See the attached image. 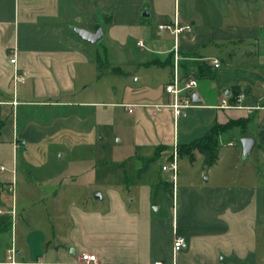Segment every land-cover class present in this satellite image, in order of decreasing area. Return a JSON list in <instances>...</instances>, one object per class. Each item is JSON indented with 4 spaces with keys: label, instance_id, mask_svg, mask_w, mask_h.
<instances>
[{
    "label": "crops",
    "instance_id": "crops-1",
    "mask_svg": "<svg viewBox=\"0 0 264 264\" xmlns=\"http://www.w3.org/2000/svg\"><path fill=\"white\" fill-rule=\"evenodd\" d=\"M174 18L191 25L178 38L158 27ZM76 27L102 28L103 35L91 43ZM98 53L106 64L100 76ZM175 53L180 75L197 79L192 95L201 99L194 103L191 96L193 105L179 116L172 107L174 94L166 88ZM13 55L27 73L24 83L14 82ZM109 73L118 77L113 90L104 84ZM261 78L264 0H0V166L9 168L0 169V222H12L13 209L18 215L14 194L9 207L3 197L15 186L17 152L26 160L30 146L49 136L97 132L102 140L112 136L119 143L113 146L116 153L128 149L130 157H145L161 147L162 167L176 149L178 168L182 156L201 165L197 175L180 180L177 174L172 187L158 184L152 168L139 181L125 183L119 164L126 157L96 163L118 168L112 183L56 190L57 175L49 176L38 197L47 198L49 216L42 227L27 224L16 246L19 258L81 264V253L89 252L96 254L97 264H264V184L235 185L227 173L206 175L200 150L178 149L216 121L241 118L245 123L235 127L248 130L251 116L264 110V96L250 97L264 86ZM232 85L244 88L243 107L226 106ZM263 120L264 115L257 126ZM245 136L258 143L256 129ZM22 139L27 145L17 147ZM221 155L219 147L212 166ZM167 171L162 169L161 176L172 180ZM98 191L95 201L87 199ZM17 223L16 218L15 236ZM13 232L0 233V260ZM176 235L184 236L187 246L175 252Z\"/></svg>",
    "mask_w": 264,
    "mask_h": 264
},
{
    "label": "rangeland",
    "instance_id": "rangeland-1",
    "mask_svg": "<svg viewBox=\"0 0 264 264\" xmlns=\"http://www.w3.org/2000/svg\"><path fill=\"white\" fill-rule=\"evenodd\" d=\"M236 72V76L237 74L240 76L241 71L237 69ZM116 78L118 77H114L109 73L104 79V84L108 85L107 88L109 90L114 89ZM260 83H264V78H261ZM250 95L251 99H253V96L257 97V99L263 97L264 86L260 85L258 92ZM255 112L258 114L254 113L251 116L252 119L247 127L248 130L235 127L223 134V138L220 140L222 142L220 146L222 159L218 165L206 167V175L210 172L212 174L227 173L232 177L230 183L235 185L242 183L253 185L255 182L264 184V144H262L260 139H257L258 143L245 155L243 154L241 143L242 138L250 133V129H256L257 134H259L258 131L264 128V120L261 122L262 126H257L260 118L264 115V110H257ZM228 141H232L233 144H228ZM117 144L119 143H116L112 136L110 139L106 138L102 140L97 132L90 134L66 132L56 136H49L41 143L30 146L29 155L26 156V160L21 150L17 152L18 166L14 192L12 190H10L11 192L6 191L3 196L6 207H9L12 195L14 194L18 209L16 236V225L14 227V238L17 247H20L21 241L25 238L27 224L31 223L37 227H42L39 223L42 222L43 224L45 215L49 216L47 215L46 203H43V201H47V198H38L41 197L44 190L42 184H47L46 179L53 174L57 175V180L54 182L56 184L54 189L56 190L70 189L74 186H76L74 188L77 190L81 188L80 185L87 183H112L115 175H117L118 168L113 165L103 167H96L95 165L99 161L111 160L113 158L120 161L125 157L128 159L132 152L128 149L117 153L114 152L113 146ZM182 158L180 159L177 171L180 180L187 175H197L201 169V165L199 163H188L186 161L188 160L187 156H182ZM161 159L151 166V170H160L163 158ZM132 163H128V168ZM165 164L169 165V162L167 161ZM3 167V169L0 168L1 171H9L7 166ZM169 174L171 172L168 170L167 175ZM72 175L76 178L75 182L69 180V176ZM242 178H245L244 181ZM39 190H41V193H39ZM90 193L91 196L87 197V199L95 201L97 195L101 192ZM51 218L53 220L52 216ZM45 225L47 226V223Z\"/></svg>",
    "mask_w": 264,
    "mask_h": 264
},
{
    "label": "built area",
    "instance_id": "built-area-1",
    "mask_svg": "<svg viewBox=\"0 0 264 264\" xmlns=\"http://www.w3.org/2000/svg\"><path fill=\"white\" fill-rule=\"evenodd\" d=\"M159 30L161 31H171L175 38H178V35L181 32L189 31L191 29V25L189 24H181L177 18H174L170 22L161 23L158 25ZM139 45H144L142 40H139ZM179 55L175 53L174 56V68H173V77L172 81L167 84V90L174 94L175 101L172 104L174 109V113L176 116H179L183 113V108L193 105L191 96L192 90L197 85V79L194 76H181L179 71ZM10 62L15 64V74H14V82L15 83H24L27 79V73L21 72L18 66L16 65V56L13 55L10 58ZM213 64L215 66L219 65V60L214 59ZM245 98V93H241L238 97V101L236 104H226L228 107L240 108L244 105L242 104L243 99ZM131 110V109H130ZM26 146L27 141L22 139L17 141L16 146ZM4 167L1 166V169ZM164 170H169L171 172V179L173 182L176 181L177 171H178V155L177 150H174L173 157L171 161H169V165L165 164L162 166ZM11 190L14 191V186H11ZM0 212L1 209H0ZM16 221V213L15 210H12V230H14ZM14 233V232H13ZM187 246V240L184 236L176 235L173 242L174 251H179ZM41 262H26L19 258V252L15 245L14 235L12 237L11 245L6 249V255L4 259L0 260V264H40ZM81 264H97L98 259L96 254H92L89 252H83L80 255Z\"/></svg>",
    "mask_w": 264,
    "mask_h": 264
},
{
    "label": "trees",
    "instance_id": "trees-1",
    "mask_svg": "<svg viewBox=\"0 0 264 264\" xmlns=\"http://www.w3.org/2000/svg\"><path fill=\"white\" fill-rule=\"evenodd\" d=\"M98 55V68H99V76L102 73V70L104 66L106 65L103 62L102 56L100 53ZM190 65V64H189ZM190 71L193 72L192 65L189 66ZM204 74H208V72H203ZM186 75H188V72H186ZM202 75V74H201ZM229 90L231 91V97L229 99V102L231 104H236L237 99L239 95L244 91V88H242L240 85H232L230 86ZM245 123L244 119H229L225 123H221L216 121L210 128L207 130V132L194 140H192L189 143L186 144H179L178 149L179 152H188L191 153L193 149H198L203 154V165L205 167H210L213 164L217 162L218 155H219V147L220 144V136L226 132L227 130L235 127V126H243ZM259 139L261 141L264 140V128L259 131ZM161 147L157 148V151L151 155V156H142L135 154L134 156L129 157L125 162L120 163L119 165L122 167L124 171V177L123 180L125 183L130 184L135 181H139L142 178V175L144 173H147L151 166L155 164L159 160ZM173 154L170 156V159H172ZM194 157L191 156V162H193ZM133 162L130 167L128 168V163ZM162 167L160 170H157L155 172L156 176V182L158 184L164 183L167 187H172L173 181L170 179H164L161 176L162 173ZM127 173H130L131 175H128ZM12 228V222L10 218H6L5 220L0 222V233L8 232Z\"/></svg>",
    "mask_w": 264,
    "mask_h": 264
},
{
    "label": "water",
    "instance_id": "water-1",
    "mask_svg": "<svg viewBox=\"0 0 264 264\" xmlns=\"http://www.w3.org/2000/svg\"><path fill=\"white\" fill-rule=\"evenodd\" d=\"M75 30L84 40L91 43L98 41L103 35L102 28L97 29L95 32L77 27L75 28ZM192 98L194 103L201 102V99L196 93H193ZM241 143H242L243 154L246 155L252 150L255 144V139L253 137L246 136L242 138Z\"/></svg>",
    "mask_w": 264,
    "mask_h": 264
}]
</instances>
